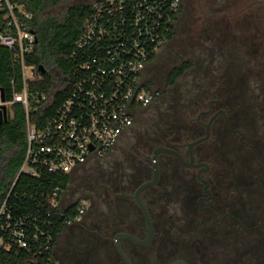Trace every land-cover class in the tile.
Instances as JSON below:
<instances>
[{
	"label": "rangeland",
	"instance_id": "rangeland-1",
	"mask_svg": "<svg viewBox=\"0 0 264 264\" xmlns=\"http://www.w3.org/2000/svg\"><path fill=\"white\" fill-rule=\"evenodd\" d=\"M44 1L46 5L40 17L53 18L62 23L69 7L88 5L94 0ZM183 1L172 38L159 48L153 61L144 70V80L149 82L150 89L160 92L159 97L137 112L131 127L108 154L92 159L72 176L70 189L64 195L63 204L78 203L85 206L84 219L80 222L92 224L100 234H110L120 226L129 231L134 230L132 228L136 221L137 224L140 221L138 212L130 199L116 194L132 195L135 188L151 174V154L146 160L142 159L139 155L141 150L144 156L148 150L151 153L154 144L155 147H165L162 144L165 139L162 130L167 118L171 117L173 111L176 114L182 112L183 105L189 109L198 104V100L203 96L208 97L219 82L221 85L217 95L222 107L228 111L230 125L244 133L245 139L255 147L260 156L259 174L250 164L252 154L248 152V160L241 158L240 167L251 171L254 181L258 180L261 188V191L254 192L255 198L248 199L245 210H255L254 207L264 209V51L259 50L258 44L264 37V9L255 0H199L195 9L201 10L204 7L207 12L203 23L200 16L195 14V0ZM236 2H239V8L250 3V15L245 16L241 13L242 9L237 10ZM211 16L213 18H209ZM252 16L261 17L263 22L257 31L250 29L248 22H252ZM204 24V30L194 39L196 30L201 29ZM262 43L264 45V41ZM183 63H190L191 66L177 78L172 87H168L166 80L169 72ZM193 112V109L189 110L184 116L191 119L195 116ZM8 114L11 116L10 110ZM199 121L204 122V117L199 118ZM176 133L177 137H172V141L182 144V141L193 139L191 134L200 136L202 129L191 121H181L180 129ZM228 138L227 132L222 133L220 143L225 141L227 144ZM211 142L212 140L203 142L195 147L197 161H202ZM229 150L232 149L227 148ZM178 151L186 156L185 147L178 148ZM156 164L160 179L162 177L160 185L158 183L157 186H164L161 190L162 197L152 202V192H145L143 196L152 217L162 225V233H158V239L148 247L136 246L130 248L128 253L140 258L137 264H149L153 259L175 254L178 257L183 256L188 264H220L218 242L214 238L218 234L214 233L215 228L212 229L207 215L196 214L194 210L200 187L198 184L197 189L194 186L188 187L194 172L183 170L165 154L157 156ZM173 172L177 180L174 183L175 188L172 189L169 181H175L170 178V173ZM225 207L232 211L239 208L230 197L226 199ZM123 215L129 218L123 219ZM95 217L98 219L95 220ZM93 219L95 223L92 222ZM176 219L178 221L175 222ZM127 222L130 225H126ZM171 222L183 228L184 225L187 227L184 231H172V228H168ZM136 233L138 237L141 236L139 229ZM67 234L63 233L58 238V246H65ZM225 235L238 237L231 231ZM201 240L204 242H200ZM197 243L200 247L196 249ZM106 250V256L118 259L111 241ZM162 253L165 254L161 255ZM262 262L264 263V259Z\"/></svg>",
	"mask_w": 264,
	"mask_h": 264
},
{
	"label": "built area",
	"instance_id": "built-area-1",
	"mask_svg": "<svg viewBox=\"0 0 264 264\" xmlns=\"http://www.w3.org/2000/svg\"><path fill=\"white\" fill-rule=\"evenodd\" d=\"M88 5L90 15L70 56L76 75L72 89L46 125L36 129L28 122V113L36 112L45 98L28 92L35 75L33 67L25 65L35 44L29 26L32 17L22 6L0 0V46L10 53L21 76V91L12 94L11 102H1L0 91V108L20 104L26 117L25 151L17 177L70 175L105 156L131 127L137 112L160 95L150 89L143 74L151 56L173 36L182 0H94ZM62 198L55 189L48 198L50 213L40 221L37 216L13 214L6 206L7 196L0 205V254L50 258L52 214L59 216L60 226L69 227L85 212V206L78 204L67 217Z\"/></svg>",
	"mask_w": 264,
	"mask_h": 264
},
{
	"label": "trees",
	"instance_id": "trees-1",
	"mask_svg": "<svg viewBox=\"0 0 264 264\" xmlns=\"http://www.w3.org/2000/svg\"><path fill=\"white\" fill-rule=\"evenodd\" d=\"M11 4L16 6H22L27 12L31 14L32 19L29 22L30 28L33 30L35 35V44L33 46V50L30 55L25 58V65L32 66L35 72L33 81H30L28 84V92L34 96H44L45 101H41L37 106L36 112H33L31 109L28 113V122L35 126L36 129L43 128L46 123L54 116L56 111L58 110L60 104L67 98L69 92L72 89V86L75 81V65L70 60L71 54L75 50L76 43L80 37L82 32V28L88 16L90 15V6L89 5H77L71 6L66 10V14L62 23L56 21L53 18H41V12L43 11L46 2L44 0H8ZM53 2L59 0H51ZM257 3L264 9V6L258 1ZM195 5L193 8L198 7L199 0H195ZM256 3V2H255ZM250 3L244 4V7H240L239 2H236V9H242L241 13H244L245 16L250 15ZM253 5V3H252ZM249 6V7H248ZM202 10V11H201ZM195 9V14L200 16V20L204 23L206 18V10L204 7L202 9ZM219 15V14H218ZM216 17V16H214ZM209 18H213L212 16ZM252 22H248L250 25V29L257 31L260 29V23L263 24L261 17L252 16ZM2 22V14H0V23ZM202 23V24H203ZM209 23V22H208ZM251 23V24H250ZM206 24L202 26L201 29L196 30V34H194V39H197L196 36L201 31H203ZM0 24V31L2 30ZM172 38L171 36L168 38V41ZM264 41V37L258 42L260 45L259 50L264 51V45L262 43ZM156 53L151 56L148 64H150ZM147 64V65H148ZM191 66L190 63H183L179 68H173L167 77L166 85L168 87H172L175 84L177 78H179L184 71H186ZM41 67L44 71L41 74L37 68ZM144 75V74H143ZM146 84L150 87L149 82L145 81ZM0 91L3 93L4 102H11L12 94L18 93L21 91V76H20V68L19 66L12 60L10 53L0 46ZM32 105V104H31ZM182 112H174L171 117L167 118V123L164 125L162 131L165 139L162 141V144L167 147V144H170L171 148H175V150L181 154L178 149L180 146L185 147L187 143L192 142L196 139L201 138L202 136L196 137L194 134L193 139L191 141L184 142L182 144L173 142L172 137H177V131L180 129L181 121H191L195 122L196 114L199 110L202 109L203 103L199 102L198 104L192 105L189 109L186 106H181ZM193 109L192 118L185 117L184 114L188 113L189 110ZM8 110L11 112V116L8 114ZM6 111V121L0 125V205L8 196L6 201L7 208L16 215L19 216H37L40 221L45 220V214L49 212V202L48 198L54 193L55 189H59V195L63 196L62 205L66 207V216L70 217L75 213L76 206L78 203L71 204L66 203L63 204V199L65 193L70 189L69 186L72 182V176L78 171L71 173L70 175H55L48 173H41L38 179L30 178L25 175H21L17 177V173L19 167L21 165L24 151H25V140H26V132H25V123L26 117L23 107L20 104L11 105ZM172 111V110H171ZM230 122V120H229ZM183 128V127H182ZM148 150L143 156L142 150L139 155H141L142 159L149 158V155L152 154ZM196 147V146H195ZM195 147L193 148V153L195 155ZM151 148V147H150ZM182 155V154H181ZM171 158L177 166H180L176 160ZM183 156V155H182ZM151 157V156H150ZM159 167L157 166L158 179L154 186L145 189L140 195V199L142 203L147 209V212H150L148 205L144 199L143 193L152 192V202L159 200L162 197L161 190L164 189V186L158 188V183L160 185V175H159ZM184 170V169H183ZM146 178L142 183L149 181V177ZM172 177V181H169V186L175 188L176 176L173 173H170V178ZM179 179V177H178ZM141 183V184H142ZM197 180L194 176L191 177V182L189 183L190 188L194 186L196 188ZM199 185V184H198ZM82 187V185H79ZM102 186V185H100ZM139 186V185H138ZM137 186V187H138ZM174 186V187H173ZM200 186V185H199ZM12 187V188H11ZM78 187V186H77ZM136 187V188H137ZM135 188V189H136ZM198 195L201 192V187H198ZM135 191V190H134ZM133 191V193H134ZM180 193V192H179ZM122 195V197L130 199L132 201V206L138 212V217H140V221L136 225L133 226L131 232L132 235L139 238L136 231L139 229L141 233V229L144 228V222L142 220L141 213L138 208L135 206L131 196L129 194H116ZM115 195V196H116ZM197 195V198H198ZM112 196H114L112 194ZM130 196V197H129ZM196 198V200H197ZM118 210V209H117ZM116 210V211H117ZM127 210V209H126ZM194 210L196 214L198 213V206L195 201ZM130 211V208L128 209ZM52 214V213H51ZM125 214V213H124ZM54 217V228L52 232V236L54 237L52 240V248L54 251V247L56 246V242L58 238L65 232L67 227H62L58 223L59 216L56 214ZM96 216V215H95ZM83 218V217H82ZM97 220L98 217H95ZM123 219L129 218V216L123 215ZM84 219V218H83ZM93 219L92 222L95 223ZM84 221V220H83ZM154 226H157V219L154 218ZM178 219L175 220V222ZM183 221V220H182ZM124 222V221H122ZM132 223V222H131ZM130 225L129 222L126 225ZM92 225V224H91ZM89 225V226H91ZM125 225V226H126ZM185 228L187 225H184ZM123 226L117 227L110 234L116 233L119 229H122ZM124 229V228H123ZM90 231V230H89ZM92 231V232H91ZM91 231L89 234H97L102 235L104 238L111 239L110 234H100L95 231V228L91 226ZM160 231V227L157 229L156 233ZM216 233V232H215ZM131 234V233H130ZM97 238V239H98ZM50 255L45 254H35L33 256L22 255L20 257L14 258L10 256H3L0 254V264H50L53 260V254L49 258ZM49 259V260H48Z\"/></svg>",
	"mask_w": 264,
	"mask_h": 264
},
{
	"label": "flooded vegetation",
	"instance_id": "flooded-vegetation-1",
	"mask_svg": "<svg viewBox=\"0 0 264 264\" xmlns=\"http://www.w3.org/2000/svg\"><path fill=\"white\" fill-rule=\"evenodd\" d=\"M183 5L184 1L182 0L181 10ZM220 85L221 83L219 82L210 92L208 97L203 96L198 100L203 103V107L197 112L195 118L196 124L202 129L200 135L202 137L205 135V125L209 123V136L204 143H208L212 140L211 145L205 152L202 161L196 160V155H194L192 150L194 163L198 166L194 168H184L183 166H180L187 172H194L193 176L201 187V192L196 200L198 213L207 215V220L212 226V229L215 228L214 230L218 234L217 237L214 238H216V241L218 242L220 253V257L218 258L219 263L264 264L262 262L264 259V209H261V207H254L255 210H245L248 206V199L255 198L256 196L254 195V192L261 191V188L258 180L255 179L254 181L252 172L240 167V165H242L241 158L248 160L249 152L250 155L252 154L250 164L255 167V171L259 174L260 156L255 147L245 139L244 133L240 129L234 128L230 125L227 116L228 111L222 107L220 97L217 95ZM221 111L224 113V116ZM201 117H204V122L199 121V118ZM225 132L229 134L227 144L225 141L220 143L222 133ZM216 145L218 146L217 148ZM226 145H228V147H226ZM170 146V144H167V148L172 147ZM227 148L232 150L227 151ZM185 149L186 156H183V158L187 160V146H185ZM173 150H175V148ZM197 177L207 183L206 192L203 191L205 183L199 181ZM151 178L152 172L149 180H151ZM252 185L254 189H252ZM229 197L230 200L232 198L233 202L239 207L236 211L228 210L225 207L226 199ZM148 214L151 220L152 238L148 245L141 246V248H146L151 245L154 240L156 241L158 239V233H162L161 231L156 233L159 226L161 228L162 225L157 221V226H154V218L150 212H148ZM216 219H218L217 222ZM165 226L166 225H163V228H166ZM168 228H172V231L174 229L182 231L185 229V226L183 228V226L171 222V224L168 225ZM89 230L91 231V226L82 221L71 224L67 227L64 232L68 233L66 235L67 241H65V246H58L57 240L53 251V260L50 264H124L116 253L113 238L116 234L120 233H131L130 235H132L133 233L131 231L119 229V232L117 231L112 234L111 240L104 238L102 235L98 238L99 235L97 234H89ZM141 230V236L139 239L142 240L146 233L145 224L144 228ZM222 231L224 233H222ZM228 231L235 233L238 237L225 235ZM110 241L112 242V246L118 259L114 260L105 255ZM210 241L213 243L212 238ZM200 242L204 241L201 240ZM120 245L132 264H137L138 261H140L139 257L128 253L130 248H135L137 245L124 239L120 240ZM198 246L199 243H197L196 249ZM163 254L165 253H162L161 255ZM189 254H191L190 251ZM153 260L154 261L152 262H156L154 264H172L177 261L188 264L183 256L178 257L176 254L171 257L165 255L164 258L161 257Z\"/></svg>",
	"mask_w": 264,
	"mask_h": 264
},
{
	"label": "water",
	"instance_id": "water-1",
	"mask_svg": "<svg viewBox=\"0 0 264 264\" xmlns=\"http://www.w3.org/2000/svg\"><path fill=\"white\" fill-rule=\"evenodd\" d=\"M258 1L264 6V0H258ZM37 70L41 74L44 73V71L41 67H38ZM1 102H4L2 91H1ZM221 113L224 116V113L222 111H221ZM6 116H7L6 115V108L3 106L0 108V125L6 121ZM208 136H209V123L205 125V135L203 137L187 143V145H186L187 146V154H188L187 160H185L183 158V156L181 154H179L176 150H173L171 148L157 147L153 150L151 157H150L151 163H152V178H151V180L140 184L135 189L133 195L131 196V199L133 200L135 206L138 208L139 212L141 213V215L143 217L144 224H145V231H146L145 237H144V239L141 240V239H139L133 235L120 233V234H116L113 238L114 248L116 250V253L124 264H132V263L129 260V258L127 257V255L124 253V251L120 245L121 239L130 241L131 243H133L137 246H146L150 243L151 238H152L151 220H150V217H149V214L147 212L146 207L144 206V204L142 203V201L140 199V195H141V192H143L145 189L152 187L157 181V177H158L157 164H156L157 156L159 154H167V155L172 156L184 168H194L198 165H196L194 163V157H193L192 150L195 146L206 141L208 139ZM197 179L199 181L205 183V187L203 188V191L206 192L207 183L205 181L201 180L199 177H197ZM172 264H184V263L181 261H177V262L172 263Z\"/></svg>",
	"mask_w": 264,
	"mask_h": 264
},
{
	"label": "crops",
	"instance_id": "crops-1",
	"mask_svg": "<svg viewBox=\"0 0 264 264\" xmlns=\"http://www.w3.org/2000/svg\"><path fill=\"white\" fill-rule=\"evenodd\" d=\"M6 111H7V109H6Z\"/></svg>",
	"mask_w": 264,
	"mask_h": 264
}]
</instances>
